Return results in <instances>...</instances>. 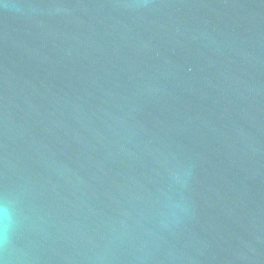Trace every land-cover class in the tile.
Masks as SVG:
<instances>
[{
    "label": "water",
    "instance_id": "95a60500",
    "mask_svg": "<svg viewBox=\"0 0 264 264\" xmlns=\"http://www.w3.org/2000/svg\"><path fill=\"white\" fill-rule=\"evenodd\" d=\"M7 264H264V0H0Z\"/></svg>",
    "mask_w": 264,
    "mask_h": 264
},
{
    "label": "clouds",
    "instance_id": "9594fccd",
    "mask_svg": "<svg viewBox=\"0 0 264 264\" xmlns=\"http://www.w3.org/2000/svg\"><path fill=\"white\" fill-rule=\"evenodd\" d=\"M14 224L11 202L7 198H0V250H6ZM0 264H7V260L0 259Z\"/></svg>",
    "mask_w": 264,
    "mask_h": 264
}]
</instances>
